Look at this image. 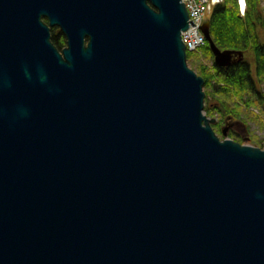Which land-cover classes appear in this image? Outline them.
Masks as SVG:
<instances>
[{"label":"water","instance_id":"water-1","mask_svg":"<svg viewBox=\"0 0 264 264\" xmlns=\"http://www.w3.org/2000/svg\"><path fill=\"white\" fill-rule=\"evenodd\" d=\"M187 27L181 0H0V264H264V150L208 125Z\"/></svg>","mask_w":264,"mask_h":264},{"label":"trees","instance_id":"trees-1","mask_svg":"<svg viewBox=\"0 0 264 264\" xmlns=\"http://www.w3.org/2000/svg\"><path fill=\"white\" fill-rule=\"evenodd\" d=\"M246 3L244 16H240L235 0H223L212 8L207 21L210 37L219 50L249 52L253 64L242 59L227 67L212 63L211 69L190 65L204 81L206 101L214 100L212 109L207 107L206 111L219 115L221 120L231 117L242 121L243 116L253 120L255 116L250 109L259 108L264 111L263 10L259 7L260 0H246ZM54 31L51 30V42L60 51L65 47V39L61 33L56 34ZM203 54L212 59L208 43ZM191 57L198 61V56L188 53V61ZM218 127L214 125L212 129L217 132ZM228 137L239 144L244 143L237 135L230 133Z\"/></svg>","mask_w":264,"mask_h":264},{"label":"rangeland","instance_id":"rangeland-1","mask_svg":"<svg viewBox=\"0 0 264 264\" xmlns=\"http://www.w3.org/2000/svg\"><path fill=\"white\" fill-rule=\"evenodd\" d=\"M223 0H221L222 2ZM220 4V3H219ZM261 0H260V6L261 7ZM263 12L264 17V8H261ZM209 15V14H208ZM207 15V16H208ZM208 17H206L207 19ZM54 29V33L59 34L60 31L58 28L53 27L51 30ZM87 41V40H86ZM209 47V46H208ZM225 51V50H224ZM212 54V53H211ZM242 59L249 62L250 64H253V57L249 52L242 53ZM198 56V61H195L194 58H190L188 61V58L186 57V64L191 69L190 65L197 67L199 65L211 69L212 63H214V57L212 55V59L209 57H205L203 54V50L200 54H195ZM204 84V81H203ZM202 92L204 93L203 98V108H202V115L206 117L208 125H210L211 129L212 126L218 125L217 128L218 131L215 132L213 129V132L215 135L219 138L220 141L229 139L231 140L228 135L231 133L233 135H237L242 138V141L244 143L240 145H247L251 146L253 148H259L261 150H264V111L257 108H252L250 111L254 114L255 119H248L247 117L243 116L244 120L239 121L237 119L231 118V117H225L221 120L219 115L210 114L206 111V108L209 107L212 109L214 100L211 99L209 102L206 101V89L204 86H202ZM252 116V115H250ZM223 130H226V133H223ZM233 141V140H231ZM234 142V141H233ZM256 142V143H255ZM237 143V142H236Z\"/></svg>","mask_w":264,"mask_h":264},{"label":"built area","instance_id":"built-area-1","mask_svg":"<svg viewBox=\"0 0 264 264\" xmlns=\"http://www.w3.org/2000/svg\"><path fill=\"white\" fill-rule=\"evenodd\" d=\"M241 5V0H236ZM188 14V27L181 33V41L186 53L200 54L206 46V40L201 32V27L206 19L208 12L221 2V0H181ZM244 8H239L241 16L246 10V0L242 1ZM261 8H264V0H261Z\"/></svg>","mask_w":264,"mask_h":264},{"label":"bare ground","instance_id":"bare-ground-1","mask_svg":"<svg viewBox=\"0 0 264 264\" xmlns=\"http://www.w3.org/2000/svg\"><path fill=\"white\" fill-rule=\"evenodd\" d=\"M242 1H243V0H241V5H240V7L244 8V5H243V2H242ZM210 12H211V11H210ZM210 12H208V13H210ZM205 23H207V20H206V19L204 20L203 25H204ZM203 25H202V26H203Z\"/></svg>","mask_w":264,"mask_h":264},{"label":"flooded vegetation","instance_id":"flooded-vegetation-1","mask_svg":"<svg viewBox=\"0 0 264 264\" xmlns=\"http://www.w3.org/2000/svg\"><path fill=\"white\" fill-rule=\"evenodd\" d=\"M85 43H86V39H85Z\"/></svg>","mask_w":264,"mask_h":264}]
</instances>
